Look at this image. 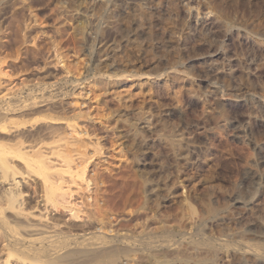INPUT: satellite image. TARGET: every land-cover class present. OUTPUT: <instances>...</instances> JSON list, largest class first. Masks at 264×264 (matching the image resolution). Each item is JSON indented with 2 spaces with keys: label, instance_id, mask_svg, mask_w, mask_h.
I'll list each match as a JSON object with an SVG mask.
<instances>
[{
  "label": "rangeland",
  "instance_id": "obj_1",
  "mask_svg": "<svg viewBox=\"0 0 264 264\" xmlns=\"http://www.w3.org/2000/svg\"><path fill=\"white\" fill-rule=\"evenodd\" d=\"M40 1L25 0L26 11H30L23 13H28L39 29L38 37H34L44 36L52 46L45 49L54 51L57 59L48 58L49 52L36 62L38 54L28 53L23 45H12L15 25L9 20L12 23L10 15L14 12H0L4 18L7 16L5 20L0 18V33L12 35L7 43L11 51L4 49L9 55L3 52L0 61L5 64L15 60L20 67L14 76L26 77L32 84L43 75L65 72L45 92L54 102L60 101V107L70 105V112L66 107L62 112L58 106V113L89 128L97 147L84 163L86 197L79 193L72 196L78 203L74 202L80 209V219L88 221L85 210L89 209L97 222L113 229L108 231L111 236L105 233L107 229L103 232L110 237L124 236L145 222L156 227L163 224L162 230L177 243L181 239L189 241L192 234L195 239L201 233H195V229L201 225H209L205 233L215 239L221 230L241 231L242 223L264 219V0H111L114 12L96 11L97 7L91 10L97 0H77L75 4L69 0ZM54 5L63 12H50ZM54 13L70 20V31L57 30ZM78 22L83 24L79 26ZM9 28L13 30L9 32ZM22 52L30 55L23 56ZM25 55L33 61H24L28 58ZM31 62L35 64L31 66ZM76 105L83 111L74 109ZM38 116L29 118L26 125L43 124V116ZM58 121L59 126L66 122ZM247 122L252 124L241 138L237 137L238 129ZM134 161L139 165L138 176L147 186L141 192L147 210L123 219L111 218L114 211L104 202L109 175ZM247 161L253 164L252 172L242 166ZM28 185L29 181L21 188L27 193L26 206L30 207L40 191ZM87 195L92 199L87 201ZM208 201L215 213L208 211ZM59 211L49 210L48 219L77 233L72 230H76L74 225L79 220L70 223ZM247 234L264 240V224L249 228ZM228 251L226 263L233 258L232 264H237L236 260L248 264L239 258L243 257L240 251ZM136 255L128 264H137ZM11 259V263L16 260Z\"/></svg>",
  "mask_w": 264,
  "mask_h": 264
},
{
  "label": "bare ground",
  "instance_id": "obj_2",
  "mask_svg": "<svg viewBox=\"0 0 264 264\" xmlns=\"http://www.w3.org/2000/svg\"><path fill=\"white\" fill-rule=\"evenodd\" d=\"M69 1L75 4L77 0ZM97 2L99 4H97ZM97 2L95 6L93 2L91 10L97 7L98 9L96 8L97 10H94L99 11V9H101L104 12L113 11V8L110 6L111 0H97ZM25 5V0H0V12H14L10 15V18L14 22L12 21L11 23V20H8L10 21L9 24L15 25V27H13L15 28V34L13 29L10 30L9 28L8 30L9 32L13 30L12 34L14 37L12 41L9 39V37L12 36L11 33L10 36L7 33L4 35L0 33V55L3 54L4 49L6 48L9 52L11 51L10 48H12V46L9 45V48L7 47V43L10 41L12 45H23V49L28 51V53L34 52L35 54H38L39 58L36 57L35 59L37 62L40 57L41 59L44 56V59L46 58V54L50 51L47 52L45 46H48L49 44L44 36H40L41 38L37 39L38 36L36 34L39 32V29L32 22L30 18L31 16L28 13H23L30 11H26ZM52 8V11L50 12H63L62 8H55V5ZM19 12L21 13L18 14ZM58 15L60 16L61 14ZM58 15H54L56 16L55 18L58 19L57 30L61 33H67V30L70 31L67 21L70 20L66 21V17L64 18L62 16L63 18H61V16L58 17ZM0 18L5 20V18L7 19V16L4 18L3 13H0ZM82 24L83 23H81V25ZM8 25H6V27H8ZM70 28H72V26H70ZM99 32H102V29H100ZM35 35L37 36L36 38L34 37ZM67 36H69V34ZM63 37L64 39H67V37L65 38V36H62V38ZM70 38H73V36ZM66 45L67 43L64 46ZM50 47L48 46V48ZM44 50H46V53ZM9 52L8 54H6L7 51L4 53L5 55H9ZM22 53L24 56L27 52ZM28 53L27 55H30ZM43 53H45V55ZM50 53L47 55L49 56L48 58L51 56L57 59L54 51H52L51 54ZM29 57L27 58L28 60L30 59L29 61H27V59H24V61H33ZM21 58H19V60ZM52 59L49 60L51 61ZM49 60L48 62H50ZM34 64H32V62L30 63L31 66ZM46 64L48 65V63ZM15 66V60L6 61L5 64L0 61V264H128L131 260V256L134 254L138 255V257L136 255L137 259L135 261L137 264H227L229 262L232 264L233 258L232 261L227 263L225 260L227 259L225 257L229 252L228 250H232L233 252L240 251V254L243 257L239 258H243L242 260H245V263L249 264V262L246 261H253V263L257 262L259 264H264V240L250 237L247 234V230L249 228L264 224V219L262 217L254 220L252 224L245 225L249 221L245 222V224L242 223L240 226H244L241 231L227 232L221 230L219 236L215 239L205 233V231L209 228V225H205L206 227L201 225L195 229V233H198V231L201 232L198 233V236L197 234L195 235V237L197 236L195 239L191 238L193 236L192 234L191 237H188L190 238L188 239L189 241L181 242V239L180 241L178 240L177 243L175 240H172L174 241V244H172L173 242L171 241V239L174 238H172L170 234L164 232V229L162 230L163 227H161V225L163 224H161L160 227H156L151 226L148 222H145L138 228L136 227V230H129V232L124 236L120 232L122 237L120 235L119 237H110L111 234H109L108 231H113V229L106 228L105 225L99 223L100 221L97 222V218L94 217V214L91 213L89 209L86 208L85 210L88 221L85 222L83 219H80V209L76 206L78 203L75 202V200H72V196L79 193L81 195L80 197H86L83 191L86 189L85 187L88 178L86 177L87 174L85 176L84 163L88 158H90V154H94L97 151V147H95L93 142L94 139L92 141L90 137L91 130L89 131V128L87 129L86 127L84 129L81 127L82 124L78 125L76 122H71L68 120L69 116L67 119L64 118L63 113V115H60L57 110L60 107L58 105V102L60 101H57V103L54 102L53 99L49 97L48 93L45 92V89H48L50 86L56 84L57 79L59 78L58 76H63L62 74L65 72L60 71L61 74L58 72L52 74V76H38L39 78L37 79H39V82L37 84H32L29 82L28 78L26 79V77L21 79L17 78L18 76H14L17 74L16 70L18 69V66L20 67V65L16 66L17 68ZM38 69H40V67ZM23 70L26 71V69ZM57 89L59 90V88ZM37 90H39V92H37ZM54 90H56V88ZM63 99L61 98V100ZM70 102L71 101H69V104ZM81 104L83 105L84 103L81 102ZM69 106L66 105L65 107L69 109L68 111L70 112L71 107L69 108ZM176 106L173 107L176 108ZM65 107L63 104L62 107H60L62 112H65ZM75 108L79 111H83L79 105L74 106V109ZM38 115L43 116V124L39 126L37 125L36 127H32L35 124H32V126L26 125L30 119ZM35 119L36 118H34V120ZM58 120H64L66 122L59 126L60 124L57 123ZM142 123L146 124L145 122ZM249 123L251 122H247L246 126L238 129L237 137L241 138L242 135H244L243 133H245L246 129H248L250 125ZM134 159H136L135 161L138 160V158ZM135 161L134 163L131 162L123 165L121 164L122 169L119 173H116L115 175L111 174V176L109 175L105 194L107 203L106 201L104 202L107 206L109 203V207L111 206L114 211V216H111V218L115 217L123 219L124 217L129 216L130 213L135 212L134 214L138 215L140 210H147L145 207L147 206L145 205L146 197H144L141 193L142 189H145L147 186L145 185L146 183L144 178L138 176L136 170H139V165ZM249 162L247 161L246 164L242 166H245L244 169L248 172H252L253 164L251 165ZM28 181L29 185L31 184V186L37 187L40 191V195L37 197L38 199L35 201L33 198L35 202H33L34 206L30 205V207L26 206V203H28L25 199L27 193H23L24 191L21 188L24 184L28 183ZM34 189L35 191L37 190L36 188ZM150 189H148V191ZM33 194L35 193L33 192ZM89 198H91V196H88V200L85 199L84 201H89ZM209 202L210 201H208L207 209L212 213L216 209L211 202ZM88 204L86 203V206ZM128 205L132 207L130 210L126 209L127 207L130 208ZM88 207H90V205H88ZM81 209L84 211L83 208ZM49 210L50 213L51 210H61L62 213L65 214L64 216H66L67 221L70 223L74 221L78 222L79 220V224H75L76 226L74 225L76 230H72L73 232H78L75 234L71 233L69 231L70 229L68 230L64 224L62 225L59 222L49 220L47 217ZM61 211L59 212L61 213ZM108 212H110V210ZM109 216L110 215H108V217ZM147 216H149V214H147ZM58 218H60V216ZM200 221L201 220H199V222ZM69 225L73 226L71 224ZM105 229H107L106 232L104 231ZM103 232H108L107 234L110 236L104 234ZM243 233H245V235ZM230 253V255H232V252ZM10 257H15L16 260L13 259L15 261L11 263ZM236 261L237 264L244 263L241 260ZM131 262H134V260Z\"/></svg>",
  "mask_w": 264,
  "mask_h": 264
}]
</instances>
